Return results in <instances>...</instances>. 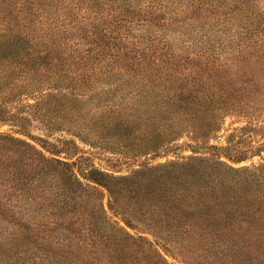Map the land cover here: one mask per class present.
<instances>
[{"label": "rangeland", "instance_id": "obj_1", "mask_svg": "<svg viewBox=\"0 0 264 264\" xmlns=\"http://www.w3.org/2000/svg\"><path fill=\"white\" fill-rule=\"evenodd\" d=\"M190 158L264 159V0H0V264H264V195L188 239L111 210Z\"/></svg>", "mask_w": 264, "mask_h": 264}, {"label": "trees", "instance_id": "obj_2", "mask_svg": "<svg viewBox=\"0 0 264 264\" xmlns=\"http://www.w3.org/2000/svg\"><path fill=\"white\" fill-rule=\"evenodd\" d=\"M100 186L109 195L111 210H125L124 204L133 210L140 221L122 213L125 224L133 229L154 237H206L227 219L219 211L221 195H264V159L258 165L234 169L215 159L190 158L145 167L127 177H111ZM138 239L144 241L141 236Z\"/></svg>", "mask_w": 264, "mask_h": 264}]
</instances>
